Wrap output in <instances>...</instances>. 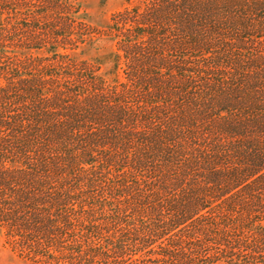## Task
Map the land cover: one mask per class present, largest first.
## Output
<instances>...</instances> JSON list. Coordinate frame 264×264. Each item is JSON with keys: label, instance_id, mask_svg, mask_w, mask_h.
<instances>
[{"label": "trees", "instance_id": "trees-1", "mask_svg": "<svg viewBox=\"0 0 264 264\" xmlns=\"http://www.w3.org/2000/svg\"><path fill=\"white\" fill-rule=\"evenodd\" d=\"M122 1L92 34L25 27L12 63L11 2L95 26L70 0H0L4 244L33 264H264V0Z\"/></svg>", "mask_w": 264, "mask_h": 264}, {"label": "rangeland", "instance_id": "rangeland-1", "mask_svg": "<svg viewBox=\"0 0 264 264\" xmlns=\"http://www.w3.org/2000/svg\"><path fill=\"white\" fill-rule=\"evenodd\" d=\"M74 2L77 5L81 6V9L86 12L87 18L93 23L95 26V29L91 30L87 27V30H79L75 27V20L74 17H77V10L72 9L71 12L69 11L67 15H59L57 13H50L48 20H44L41 18H38V20L32 19L34 15L42 12L44 10L43 7L40 5H34L28 6V4L25 6H19L23 9V11L17 12L14 11L16 6L15 2H11V5H8L10 8L8 11V17H9V40L10 43L7 44V54L9 57V61H13L12 63H17L14 59H16V54L18 53L17 49V40H21L25 35H27V30L25 27L28 26H34L37 28H43L46 29L49 26L52 25H58V21H64L66 19V22H69L72 27V33L75 34H92V32H98L101 30V26H104L106 22L108 21V18L115 12H118L122 10L125 6L123 4L122 0H70ZM15 13H20L23 16L16 15ZM61 19V20H60ZM54 20V21H53ZM52 33H55V30L53 32H48L47 35H51ZM38 36V35H37ZM39 36H41V33H39ZM16 40V41H15ZM50 42V41H47ZM51 46V47H50ZM49 47L52 48V45ZM48 48V47H47ZM41 55V52H37ZM43 58V54L41 55ZM18 57V56H17ZM0 264H33L31 262H27L22 260V258L19 257L16 253L10 251L9 247L4 244L3 237L0 235Z\"/></svg>", "mask_w": 264, "mask_h": 264}]
</instances>
